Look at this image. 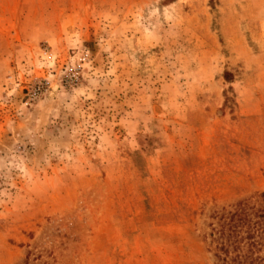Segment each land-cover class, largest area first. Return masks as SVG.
Returning a JSON list of instances; mask_svg holds the SVG:
<instances>
[{"label": "rangeland", "instance_id": "obj_1", "mask_svg": "<svg viewBox=\"0 0 264 264\" xmlns=\"http://www.w3.org/2000/svg\"><path fill=\"white\" fill-rule=\"evenodd\" d=\"M239 202L264 210V0H0V264H222Z\"/></svg>", "mask_w": 264, "mask_h": 264}, {"label": "trees", "instance_id": "obj_2", "mask_svg": "<svg viewBox=\"0 0 264 264\" xmlns=\"http://www.w3.org/2000/svg\"><path fill=\"white\" fill-rule=\"evenodd\" d=\"M263 219L264 210L253 211L244 202L218 216L217 227L211 224L209 234L215 243L218 261L222 264H260L255 253L264 244ZM231 253L234 255L230 256Z\"/></svg>", "mask_w": 264, "mask_h": 264}, {"label": "bare ground", "instance_id": "obj_3", "mask_svg": "<svg viewBox=\"0 0 264 264\" xmlns=\"http://www.w3.org/2000/svg\"><path fill=\"white\" fill-rule=\"evenodd\" d=\"M55 89V86H53L52 90Z\"/></svg>", "mask_w": 264, "mask_h": 264}, {"label": "water", "instance_id": "obj_4", "mask_svg": "<svg viewBox=\"0 0 264 264\" xmlns=\"http://www.w3.org/2000/svg\"><path fill=\"white\" fill-rule=\"evenodd\" d=\"M54 90V89H53Z\"/></svg>", "mask_w": 264, "mask_h": 264}]
</instances>
